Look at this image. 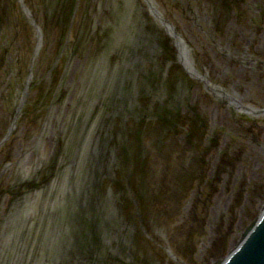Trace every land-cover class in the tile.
<instances>
[{"label":"rangeland","instance_id":"rangeland-1","mask_svg":"<svg viewBox=\"0 0 264 264\" xmlns=\"http://www.w3.org/2000/svg\"><path fill=\"white\" fill-rule=\"evenodd\" d=\"M39 1L41 2L40 4H44V6H47L45 10L38 5L40 9H42L39 11L40 12L39 17H43V16L46 17V15L49 16V14L46 12L48 8L51 13H54V15H58V11L60 10L57 9L56 7L59 5L58 4L59 0H56L57 6L55 5V0H50L49 2H47V0H39ZM261 1H263L264 3V0H170L171 8L173 10L177 9L178 11L181 12L182 17H185L183 23L185 24L184 28H186L185 29L186 32L184 34L187 36L186 38H188L187 43L190 44L189 48L191 50L193 48L192 50L193 57L199 59L201 54V58H202L201 61L196 63L197 66L199 64V66L201 67L200 69L198 66V70L199 72H201L202 76L204 77L205 83L203 81L201 82L197 80L196 78H193L192 75H190L191 78H188L189 81L185 80L186 83L180 82L179 81L180 71H175V68H171L170 72L175 77V80L172 81L171 79H169V76L166 77V74H163L162 80L159 79L161 84L159 85L161 87L160 86L157 87L156 92L155 91L153 92L149 89H148L149 92H146L145 91L147 90L146 86L143 87L139 86L140 94L135 93L134 92L135 90L133 89L127 91V97L130 103L129 107L132 106L133 111L129 110V108L128 109L126 108L125 110H123L122 107L121 108L123 111L122 113L125 115L128 113H132L130 115H126L130 120H127L125 125L130 126V124L132 123L134 124V127L136 129L135 135H137L136 137L134 135L133 138L126 137L125 139L122 140L116 139L114 135H117L116 133L117 127H115L114 129L113 126V129L110 128L113 131L112 133H110L113 138L108 133H105L107 135V138L108 137L109 138L103 140L99 136L98 138H100V140L97 143L96 140H93L97 138V135H92L91 134L92 131L90 130H92L95 127V125L99 123L92 124V126L88 127L89 130L86 131L87 134L82 139L83 140L82 142L85 143V146L80 150L81 151L80 160L86 167L88 166L87 168L89 169V167L92 165L89 163L88 152H90V150L92 151L93 150L92 148H95L98 145H100L102 147L101 155L98 156L96 154L98 151L92 152L95 154L93 155L96 156V160L95 161L93 160L94 164H96V167L93 166L90 167L89 171L83 169L85 174L84 172H82V174L84 175L80 177L79 175L80 173L78 174L76 171H72L71 170L72 168L70 169L64 166L63 164L58 165V167H60V169L63 170V177L61 176L59 180L62 183L59 182L60 186L59 187L57 186V191L55 195L57 197V200H59L57 206H60L61 204L63 205L64 208L65 205L69 206V208L73 210L71 212V214H73L74 212L73 204L75 203L76 200L75 199L76 193L75 192L69 193V190L72 187H77V186L78 187L80 186L81 189H84L83 187L84 185L82 183L83 181L82 178H84L85 190H80L78 194L80 193L81 197L86 198L83 201L84 203L87 204V207L89 202L91 201L90 198L93 197L94 195L98 196L99 201L94 204L95 212L97 214L94 215L93 211L92 210L90 211V209H88L87 211H85L86 218H82L81 223L75 222L76 223L75 226L71 227L69 218L67 219L65 218V216H61L60 212H57L55 214L54 213L50 214L51 212L48 211V207L42 205L40 197L44 196V199H46L44 200L45 201L44 203L46 204V201L49 198L47 196L50 195V197H52V200H49L50 201L49 205L52 204L54 205L53 207H51L52 209L51 211L54 212L55 209L54 207L56 206L54 204L55 196L54 197L51 196V193L46 194L45 192L42 196H40V194L37 193V189L26 192V194H24L23 197L24 198L23 203H19V200L17 201V199L19 198H15V196H8L9 198L8 200L5 201L6 203L5 204L2 203L0 205V264H35L37 254L33 253L34 246L32 244L34 242L31 243L32 240L29 241L24 239L22 224L25 222L27 217H29L32 220H35L36 217L38 215L40 216V214L42 213L45 214L49 213V215H51L50 216L51 221L50 222L48 221V223L52 226V230H54V233L56 230L55 227L56 228L58 227L59 231L62 230L65 232V230H68L69 234L68 236L66 235L67 238L65 240L138 241L137 247L138 248L142 247L140 253L136 256L134 254V250L130 252V249L133 247L131 248L129 247V250L127 248H124L122 252L123 257L121 258V261L124 263L121 264H125V262L126 264L127 262L130 264H149L146 263V261L147 259H152V257H153L152 264H155L154 260H156V258H154V256L152 255L154 249L153 246L154 242L151 241L149 242V240H195L193 241L194 243L191 245V247L194 249L192 252L194 253L193 255L197 256L198 259L196 260L192 257V261H193L192 263L203 264V262L208 257L207 253L209 249L206 250L205 247V246L208 247L207 240L229 241L235 239L234 237L237 235L236 231L238 229L245 228V224H246L245 222L249 216L248 214H250V216L257 215L256 209L249 204L250 207L248 208L247 205L246 208L250 210V213H248V209H247L245 211V215L243 213L244 219L242 218L239 219L240 215L238 214L240 212L235 211V209L232 208L235 197H238L236 194H239L238 192L239 187L242 184H248L247 186L248 190L245 192L246 193L245 195L253 198L254 193H252L253 192L252 189L257 182L247 180L250 176L249 173L251 168L249 167L250 168L249 169L248 168L249 165H247V163L242 160L240 163V165L243 167L241 170L242 173L237 172L239 170L236 166H233L232 168L229 167L225 168L224 170H226L227 172H220V171L218 172L219 175L217 177L219 184L217 185L216 184L217 179L216 177H214L217 173L213 174L212 176L209 174L210 171L213 170L212 166H214V164L209 165L207 158L213 154L216 155L219 152L218 150L220 149H223L225 154L226 149L230 148L231 146L232 148L235 147V144L236 146L239 144L244 145L243 139L241 138V134L244 133V129L241 127L242 125L238 123L239 120L238 118H241L240 114L238 113L239 111L236 110L235 108L234 109L231 108V106L226 101L218 102L217 98L218 97L221 98L223 94L225 95L228 91L231 90L232 87H234V84H236V82H239V80L242 79L241 77H238L235 74L236 72H233V70H236L235 69L236 66L241 65L242 68L244 69V72H247L248 71L247 65L250 66L251 64L253 67L258 68L259 70L264 72V61L260 60L261 58H259L260 55L259 45L262 42V37H263L262 35H264V16L260 15V11H262V9H259V3ZM64 2H66V0H64ZM60 3H62L61 0ZM75 4L81 5L82 8H83V4H85L86 7L89 8L88 12L86 11L88 15L91 12L94 14V12L98 11L99 13L106 6L107 7L111 6L112 8L115 7V11L118 12L117 15L119 17L125 16V14L127 13V9H130L137 5L136 0H78L75 1ZM20 7L21 5L16 3L14 5V8L11 10L14 15L13 19L15 23L17 25H21V23H23L24 25H29V27H31V25H33L32 23L28 21H23L24 11L23 9L20 10ZM75 7L76 9L79 8V6H75ZM138 9L140 16L144 15L145 16V17L143 16V18H145L144 20H146L149 24H151L152 23L150 18L151 14L149 10L146 9V5L144 3H141L138 6ZM3 16H5L4 13L2 14L0 12V20H4V18L6 19V17ZM113 16H115V18H118V16L114 14ZM11 20L6 19V21H9L7 22L9 24L11 23ZM39 20L41 21L42 19L40 18ZM216 20L219 21L221 24L216 23ZM58 21H59L57 22L58 25L52 23L54 28L52 30L55 31V28L59 26L61 30L65 31V32L62 31L64 32L62 33L63 37L65 36L67 37L69 34L71 37V34H73L74 40L68 41L67 38V41H65L66 42L65 45H67L68 43L72 45L70 49L72 53L70 60L71 62L79 63V66L77 67L78 64L74 66V64L71 63L70 60H67V62H70V65L72 64V67L76 68L75 69L76 72L79 67L82 70L80 71L81 72L80 75L79 73H75L74 75V78L77 80V82L79 83L83 82V86H81V89L79 90L80 94H76L78 93L77 90L70 91L66 87L68 91V93L66 94L68 96L73 98H78L76 104L77 109L74 111L77 112L78 110L79 114H81V117H83L84 120H86L87 116L91 114L90 113L91 111L92 112L95 111L94 116H97V113L99 112L103 113L105 111L104 115L108 113L109 118H114L115 121L114 112L109 111L111 109L109 108V106L107 107V111H106L104 107L102 109V106L100 104L94 106L97 103H94L92 105L91 102H89V100L86 101L83 96L82 97L80 96L87 89L85 88L86 79L84 78L83 75L85 71L87 74L85 76H87L89 80H91V82L92 81L95 82V80L99 81L103 79V77L109 76V71L112 70L111 69L112 64L110 63V61H108L107 63V60H110L109 58H104L106 55L107 56L109 55L107 54L108 52H106L105 54V51L100 46L101 45L100 42H98L93 35L86 34V32L84 31L85 29L83 30L82 34L77 36V34L74 32L75 30L74 23L76 24L75 20L71 19L72 24L71 22H69L67 25V29L60 22V21L64 22L63 20L59 19ZM103 21H105V19H103ZM207 21L209 22L213 21V24L207 25ZM248 23H254L256 25L255 27L257 28V30L255 31L251 29L248 30L247 28V26H249ZM200 24H201V28L206 29L208 32H210L211 30L212 33L210 34L209 37H207V41L203 39L205 48H203L201 44L202 39H199V41L197 40V42L196 39H192V36L193 38L196 37L197 35L196 33L197 30H199ZM135 27L138 28V26ZM42 31L44 32L42 33V35L44 34V36L47 34V32H49V30H43V29ZM89 32L91 31L89 30ZM106 32L107 29H105V34L107 35ZM208 32H206V34H209ZM21 34L24 36V32L19 33L18 38L21 42L17 45V49H18L17 52L11 53L10 50L9 55H7V58L5 60L4 58L2 60L1 56L2 55L5 56L6 52L5 50L1 51L0 48V79L6 80L8 84H12L13 86L15 83H17L20 87L19 89L20 94H21V89L23 90L21 83L25 82L27 78L19 77L17 74L16 75L13 74V72L14 73L16 72L13 71L14 68H13V64L11 65V62L12 61L20 62L21 57L27 58L25 54H27V52L29 54V49L31 52V50L33 49V45L31 44L34 43V42L29 43L30 44L29 49L27 50L21 49V46H23V42L20 39L22 36ZM0 38L5 42H9V38L5 37L4 35L0 36ZM115 40L116 39L113 40V44L114 43L117 44ZM192 41L193 43H191ZM5 42H3V44ZM10 44L11 43H6L7 46ZM143 44L145 45V47L149 46L148 43H143ZM193 46H201L203 51L197 50V47L196 50H194ZM82 47L86 48L89 51H83L81 49ZM9 48L12 49L13 47L10 46ZM15 49L16 48L14 47L13 50ZM205 51L208 56L207 59H206ZM211 54L214 59L211 58ZM49 56H51V54ZM94 57L97 58L98 64H96L94 61L90 62ZM56 58L57 55H55L53 60H55ZM208 58L209 61L213 63V66L211 67L209 65L207 66ZM250 58H253V60H250ZM57 59H59V57ZM137 59L138 62L135 63L137 65L132 64L135 69H137L139 65L143 64L140 61L141 58H138L137 56ZM101 60L105 61L106 63L105 62L102 63ZM38 61L39 59L35 60L36 65L37 63H39ZM149 62L150 63H148L147 65L150 64L152 65L153 62L152 61ZM58 63L60 65L59 67H61V63L59 62V60H57V64ZM99 65H101V67ZM161 65L162 63L158 62L155 63L154 67L158 69L160 68L159 66ZM4 66H6L5 70H4ZM103 66H106L105 69H103ZM173 66L177 67L178 65L175 64ZM39 67L40 69L38 70V73L37 71L33 72L30 79L28 78L29 80H34L33 79L34 77L36 81L38 79H41L42 76H44L49 72L48 67L44 68L42 64H40ZM184 67L186 68L185 65ZM141 68H142L141 70H148L150 66L143 65ZM131 70H133V68H131ZM61 72L63 74V71H60V73ZM57 76L60 78L59 74H57ZM55 80L57 82L56 77ZM246 80L247 79H245V81ZM247 82L248 81L244 82L245 84L243 83V81L240 82V84L243 85L242 88H244V89L241 88L242 90L245 91L246 89H248V98H243L241 99L240 102L248 103L249 105L254 107V102H253L254 99L252 97V94H255L254 97L256 98L260 97V104L257 103L255 105L258 107L259 106L262 107L264 114V82L262 83L263 84L262 86H260L261 84L258 86L255 85L257 87L256 88L254 87V89L252 88L253 89L252 93H251V89L246 86L249 83ZM2 91L3 88L0 87V93ZM13 92L15 94V91L13 90L9 91L11 95H13ZM31 93L34 96L32 94L31 96H29L31 97V100H29V102L27 103L28 105L27 109L31 110L36 115H40L42 117L41 119H39L38 116L35 119L30 118V122L33 123V125L35 124V126L33 127V132H30L32 135V141H28V139H26V136L24 138L21 135H15V137H13L14 142H16V149L14 150V152L11 154L10 157V159H13V161L12 160L10 161L12 162V165L14 164L12 166V169L16 166L13 169L14 172L12 171V169H6V170L3 169L6 164L4 165L2 163L1 160L2 157L0 159V174L7 177L6 179L8 178L13 179L12 181L14 182L13 186H16L14 189L15 190L18 189L19 192L21 190L23 191L24 189H27L28 186L26 185L31 180H27L28 176L23 170H21L16 165V163L21 162L24 159L26 162L28 157H32V160L34 159L36 165H38L37 164L38 160H43L40 156H38V152H42V150L44 149L46 150L47 146L50 147L51 145L50 143L53 142V137L58 138L60 134L59 131L60 132L62 131V129H60V127L63 126V124H61L63 122L62 120L66 121L68 119L67 118L68 114L65 112L68 108V104L67 102H63V103L60 102L61 99H63L61 98V94L57 95L52 90L47 92L44 101H40L33 92ZM157 93H159L160 96H158ZM20 94L18 95L19 97ZM154 96L157 97L158 99L162 96L161 98L163 99L162 100L163 104L169 103L170 105L169 111L167 112L168 115H165V117L169 118V116H172L175 119L174 128H176V131L178 130V132L175 131L177 133V140H176L177 145L178 144L183 145V143H181L182 142L181 139H183L184 136H186L187 141H189V138L192 139V143L194 145H197L198 143L200 146L203 145L204 147L209 142L212 143L213 140L215 139L219 140L218 146H216L215 148L212 147L208 149L210 153L208 154L209 156L207 158H204L206 164L204 168V172L199 176L192 175V177L188 178V176L183 174L184 170L179 167L177 162L175 163L170 162L168 158L163 156L162 152L164 151L168 153V156H171L173 154L172 152H174L175 149L165 148L164 147L165 143H161L162 141L159 142L160 139H156L153 136L151 139L149 138L151 140L150 147L149 146L147 147L146 143L142 141L145 137L148 138V135L146 132L147 129L143 131L145 127L141 125L143 124V121L140 119L144 120L143 116L148 115L149 113L148 109L150 106L147 108V105L145 107V104L146 102L148 103L149 100L150 101L153 100ZM215 101H216V105L214 104ZM217 103L219 104L218 106ZM151 104L155 105V103L154 102L152 103V101L150 102V105ZM174 104L176 107L179 106L177 107L179 111L175 110ZM153 109L155 111V106L154 108H152V110ZM47 111H50L49 112L50 126L47 130H44L42 125L40 126L39 123L42 122V120L44 119V113H46ZM196 111H201V112L203 111L204 113L207 114L208 119L203 120L201 118L200 122H198L199 124L196 123L192 124L190 117L191 114ZM97 118L99 117L97 116ZM260 118L261 119H259V121L257 120L259 123V127L262 126L264 129V115L261 114ZM244 119L245 118H243L242 120L244 121ZM252 119L255 120L256 119L255 116ZM252 119L251 121H253ZM246 121H248V117ZM68 122L72 123V119L67 120L66 123ZM77 123L80 125V122L77 121ZM103 124L104 123L102 121L100 123V126ZM115 124L117 123L115 122ZM120 127H119L120 130L124 129L123 127L121 128ZM154 127L155 126H151L150 129H154ZM29 129L31 128L29 127ZM52 130H59L58 134H56L55 136ZM160 132L162 133V131ZM40 134L44 136V137L42 136L43 138L42 147L39 148L36 147L35 149L31 150V153L33 152V155L27 154L26 157H24L27 150V148L24 147H26L27 145L35 146L38 143V137ZM173 134L174 133H167L165 137H171ZM137 138L140 139V143L143 142L145 143V145L143 146V144L141 143L140 146ZM222 139L223 141L224 140L226 141L224 144ZM78 140L79 139L77 137L76 141ZM125 148H127L128 150H130L131 153H133L135 159L137 157L138 163L135 161V164L138 165V167L140 168H143L146 162L147 161L149 162L150 159L153 158L154 166H155L154 168L155 175L153 174V176L156 178L153 182L156 184L155 186H150L148 190L152 192L154 188V192L156 191L158 192V194H161L160 195L161 197L158 196L157 198H154L152 201H149L148 197L146 196H144L143 199H141L142 201H140V195H139L138 198L139 202H137L135 205L137 207V213L135 212V209H133V206H128V207L123 206L121 201H123L124 198L120 184L115 181L116 179H113L112 181L113 184H112L110 180L107 179L105 173L106 171L113 172L111 166L116 165L117 167L118 166L117 164H119L123 174L128 176L126 183L130 184L132 188L131 193L128 191L129 196H131L130 198H133L134 196L138 197L139 191H142V193H144L143 189L138 186V184L140 185V182L137 183L136 179L134 178H132L133 181H131V174H130L131 169L129 168L131 166L129 162L127 161L123 162L122 159L123 156L122 157L119 156L120 153ZM1 151L2 150H0V153ZM125 154L127 155V153ZM97 158L101 159L102 161H104L106 158H110V161H108V163H106V165H104L103 167L105 168V170L102 168V171L101 169H99V171H96L98 165ZM138 158L140 160L144 159L143 162L142 160L139 162ZM119 159L122 160L121 163ZM163 159H165L164 162L161 161ZM261 161L264 162L263 160ZM179 163L181 164V162ZM174 166L176 167L175 168L177 170L176 172H174ZM177 172L179 173L176 174ZM251 175L253 174L251 173ZM254 176H260V175H257L256 173ZM77 178H79L80 180L79 184L78 181L76 182ZM165 181H170V182L164 185ZM171 181L173 183L175 182L173 184L174 185L173 187ZM222 181L224 184H221ZM34 184L35 183L32 182V184H30V187ZM90 184L94 186V188H92ZM104 186H106L105 190H104ZM175 186L177 187L176 189ZM256 188L258 191L259 186L257 185ZM164 189H169L171 190V192L179 191L182 193L181 196L182 197L185 196V198L182 199L181 197V200L179 201L180 205H175L172 200L168 201L169 197H167L166 191ZM148 194H150V192H148L147 195ZM230 195H231V199L229 200V203H227L226 200L227 198H230L229 197ZM193 197L194 199L197 200V202H194L195 207L190 202L193 199ZM71 200L73 201V203H71ZM2 205H4L3 208ZM194 210L197 215L199 216L204 215L203 223L206 224L205 227L206 229L208 228L207 229L208 232L209 229L211 230L212 232L211 235H209L208 232L207 234L203 233L204 232L203 227L200 229L197 228V226L203 223H201V217H199L200 218L199 220L197 219V217L196 219L191 218L192 216L190 215V213H192ZM56 214L58 215V218L55 219L54 217L56 216ZM79 217H84V215H80ZM132 218L135 219L136 224L133 225L131 229L128 227L126 231V227H124L125 226L124 220L127 222L128 219H132ZM212 219H216V220H212ZM212 221L214 225L211 224ZM38 222L41 223L39 220ZM134 228L136 229L133 230ZM30 230H31V226H29V228L27 229L26 236L30 234ZM191 230H194L197 235L192 236L190 234ZM57 233L55 234L57 235ZM37 236L38 234L35 233L36 239ZM57 236L59 237V234ZM57 236L56 237L53 236V239L49 238V240H63L62 236H64V234H62L59 237V239ZM141 240H145L144 245H142ZM202 240L206 241L205 244L200 243ZM23 243H28V245L26 244L24 245ZM178 244L180 243H177V245ZM36 250H38L36 251L37 253L39 252V250L42 251L43 260H46L48 264H52L51 262L53 258L52 254L46 255L45 248L44 250H41L40 247L37 248ZM186 250L189 252L190 247L187 246ZM157 256L163 259L161 260L162 264H165V262L168 264L167 259L165 257L159 255ZM58 262H60V259L58 260Z\"/></svg>","mask_w":264,"mask_h":264},{"label":"bare ground","instance_id":"bare-ground-1","mask_svg":"<svg viewBox=\"0 0 264 264\" xmlns=\"http://www.w3.org/2000/svg\"><path fill=\"white\" fill-rule=\"evenodd\" d=\"M50 0H47L49 2ZM75 1L78 0H60L58 2V6L56 4L55 0V5L57 6L56 8L59 9L58 15H54V13H51L49 8L46 11L48 15L39 17L40 16V10L47 8V6H44V4H40L41 2L39 0H0V12L6 17V19L11 20V23H7L9 21L0 20V36L4 35L5 37L9 38V42H5L0 38V48L1 51L5 50L6 54L5 56L2 55V60L7 58V55H9V51L11 50L12 52H17V45L21 42L19 40V33L24 32V36H21V40L23 42V46H21V49H29V43L34 42L33 44V49L30 52L29 49V54H25L27 58H22L21 61H12L11 65L13 64V68L16 73L13 72V74H17L19 77H25L27 80L25 82H22V87L23 90L21 89V94L19 92V85L17 83L14 84H8L6 80L0 79V87L3 88V91L0 93V159L2 157V163L5 165L3 169H12V162L13 159H10L11 154L14 152L16 149V142H14L15 135H21L23 138L26 136V139L28 141H32V135L30 132H33V123L30 122L31 119H35L37 116L39 119L42 117L40 115H36L33 113L31 110H28V105L27 103L29 100H31V92L35 94V96L38 97V100L44 101L45 100V95L49 91H54L57 95L61 94V101L60 102H67L68 108L65 111L68 116L67 120L72 119V123H66V121L62 120L63 126L60 127L62 131L60 132L59 130H52L54 135L58 134L59 131V139L53 137V142L50 143V147L47 146L46 150H42V152H38V156H40L43 160H38V165H36L34 159L32 160V157H28L27 161L25 162V159L21 162H17L16 165L23 170L26 175L28 176L27 180L29 183H27L26 186H28L27 189H24L23 191L21 190H15L14 188L16 186H13V179L5 177L4 175L0 174V205L3 203L5 204L6 200H8V196H15L17 201L19 200V203H23L24 200V194L26 192L32 191L37 189V193L42 196L45 192L46 194L51 193V196H55L54 198V204L56 205L54 208V212H52L51 207L54 205H49L50 201L52 200V197H49L46 201V204L44 203L46 199H44V196L40 197L41 203L43 206L48 207V211L51 212L50 214H55L57 212L61 213V216H65V218L70 219L71 227L75 226V222L81 223L82 218H86L85 216V211L90 209V211H93V214H97L95 212L94 204L99 201V198L97 195H94L91 197L90 195V202L88 204L84 203L83 200L86 198L81 197L80 190H85V180L82 178V183L84 189H81L80 186L78 187H72L69 190V193H76V200L75 203L73 204V209L74 212L71 214L73 211L69 206L65 205V208L61 204L60 206H57V203L59 200H57L56 197V191H57V186L59 187L60 183H62L60 180L61 176L63 177V170L58 167V165L63 164L64 166L68 168H72V171H76L80 177H82L85 172L83 169L86 171H89L90 167H96V164H94V161L96 160L95 154L92 153L94 151H98L96 154L99 156L102 154V147L98 145L95 148H92L93 150L88 152L89 156V163L92 165L89 167V169L81 162L80 157H81V148L85 146V143L82 142L83 138L87 134L86 131L89 130L88 127L92 126V124H96L95 127L90 130L92 131V135H97L96 142L100 140L98 138L99 136L105 140L108 139L107 135L105 133H108L111 137L113 131L111 129H114L117 127L116 133L117 135H114L116 139H125L126 137L133 138L135 135V127L134 124H130V126H126L127 120H130L126 115H130L132 113L128 114H123V110L126 108L129 110H132V106L129 107V99L127 97V91L130 90H135V93L140 94V87L146 86L147 90L146 92L151 91H157V87H159L160 80H162V75L166 74V77L169 76V79L172 81L175 80V77L172 75L170 72L171 68H175V71H180L179 73V81L186 83V81H189L188 78H191L190 75L193 76V78H196L199 81H204V77L202 76L201 72L198 70V66L196 62L201 61V54L199 59L196 57H193L192 50L189 48V43H187V36L184 34L186 31L184 28L185 24L183 23V20L185 17H182L181 12L176 10H173L170 6V0H136L137 5L127 9V13L125 16L119 17L117 14L118 12L115 11V7L112 8L111 6L105 7L104 9L101 10V12L98 13L94 12V14L89 11V15L86 13L88 12V9L85 4H83V8L79 4H75ZM144 3L146 5V9L149 10L150 12V18L152 23L149 24L143 16H140L139 14V9L138 6L141 3ZM21 5L20 10L23 9V21H28L32 23L31 27L29 25H24L21 23V25H17L13 19V12L11 11L14 8L15 4ZM140 3V4H139ZM36 4V6H35ZM72 4V5H71ZM42 9H40V7ZM217 5V4H216ZM75 6H79V8L76 9ZM38 7V8H37ZM17 8V7H16ZM259 9H262L260 11V15L264 16V3L261 1L259 3ZM27 12H26V11ZM76 10V11H75ZM78 10V11H77ZM233 11V10H232ZM263 12V13H262ZM183 13V12H182ZM116 15L118 18H115ZM43 15V14H42ZM55 16V17H54ZM73 16V17H72ZM63 19H62V18ZM145 17V16H144ZM42 19L41 21L39 19ZM61 19L64 22L60 21L64 27L67 29V25L69 22L72 20H75L76 24L74 23V32L78 35L82 34L83 30L86 32V34L93 35L95 39H97L98 42H100V46L103 48V50L108 52V56L106 55L104 58H109L110 63L112 64L111 69L109 71V76L103 77L101 80H95V82H91L89 78L85 75L86 71L84 72L83 70V75L84 78L86 79V85L85 92H83L80 96L84 97L85 100H89L91 104L94 106H97L100 104L105 108L107 111V107L111 108L109 111L114 112V118H109V114L106 113L104 115V112L101 114L100 112L97 113V116H94L95 111H91L90 115L87 116V119L84 120L83 117H81V114H79L78 110L77 112L74 111L77 109V101L78 98H73L68 96L66 93H68L66 87L70 90H77L78 93L80 94V89L81 86H83V82L79 83L77 80L74 78L75 73H79L81 68L79 67L77 72L76 68L72 67V64L70 65V58L72 56V53L70 51L72 45L71 44H66L65 41L74 40L73 34H70L66 37L62 36V33H64V30H61L59 26L55 28V31H53V24H57L59 22L58 20ZM105 19V21H103ZM57 20V21H56ZM134 20V22H133ZM90 22V23H89ZM29 23V24H30ZM53 23V24H52ZM216 23L221 24L219 21L216 20ZM20 24V23H19ZM72 24V22H71ZM213 24L212 22L207 21V25ZM70 25V24H69ZM249 26H247L248 30L251 29L253 31L257 30L255 27L256 25L254 23H248ZM40 26V27H39ZM135 26H138L136 28ZM255 27V28H254ZM43 30H49L47 34L44 36L42 33H44ZM105 29H107V35L105 34ZM216 29V28H215ZM89 30L91 32H89ZM197 30V29H196ZM217 30V29H216ZM64 31V32H62ZM17 32V33H16ZM73 32V33H74ZM208 32L206 29L201 28V24L199 26V30H197V35L195 38L199 41L201 40V44L203 48L204 42L203 39L207 41V37L210 36L209 34H206ZM74 33V34H75ZM73 36V37H72ZM76 36V37H77ZM262 42L259 45V50H260V55L259 58L260 60L264 61V35H262ZM113 38V39H112ZM78 39V38H77ZM116 39L115 41L117 44H113V40ZM3 42H5L3 44ZM6 43H11L10 45H6ZM26 45H25V44ZM95 43V42H94ZM143 43H148L149 46L145 47ZM193 43V41L191 42ZM200 44V45H201ZM197 45V44H196ZM12 46L13 48L15 47L16 49L13 50V48H9ZM23 47V48H22ZM192 47V46H191ZM194 50H201L203 51L201 46H193ZM83 51H89L86 48H81ZM47 53V54H46ZM49 53V54H48ZM51 54V56H49ZM206 54V59H207V53ZM55 55H57V58L59 59H54ZM209 55V54H208ZM100 56V55H99ZM138 58H141L140 61L143 63L142 65L139 66H150L148 70H141V67H137L135 69L133 65L138 62ZM210 57V56H209ZM74 58V57H73ZM96 57H94L90 62L94 61L96 64H98V60ZM211 58L212 57L211 54ZM39 59V63L37 65L35 64V60ZM19 60V59H18ZM57 60L61 63V67H59V63L57 64ZM67 60H70V62H67ZM250 60H253V58H250ZM249 60V61H250ZM149 61H152V65H147L150 63ZM209 61V58H208ZM207 61V66L209 65L210 67L213 66V63L211 61ZM225 61V60H224ZM262 61V62H263ZM89 62V63H90ZM104 63L105 61H102ZM162 63L160 68L156 69L155 63ZM76 64L77 67L79 66V63L77 62H71ZM100 63V61H99ZM106 63V62H105ZM165 63V64H163ZM40 64L43 65V67H48V73L45 74L44 76L41 77V79H38L35 81V78L33 77L34 80H29L32 73L40 69ZM133 64V65H132ZM177 64L178 66L175 67L173 65ZM56 65V66H55ZM137 65V64H135ZM186 66V68L184 67ZM63 66V67H62ZM101 67V65H99ZM4 66V70H5ZM106 66H103V69H105ZM152 67V68H151ZM133 68V70H131ZM179 68V69H178ZM201 69V67L199 66ZM234 68V67H233ZM236 70H233V72H236L235 74L238 77H241L242 79L239 80V82H236L234 84V87L231 88L230 91H228L225 95L223 94L220 97L217 98L218 102H227L231 108H235L238 110L241 118H245L244 121L241 118H238V123H240L242 128L244 129V133L241 134V138L243 139L244 145H237L235 144V147L232 148V146L228 149H226L225 154L224 150L220 149L218 150L219 152L216 155H211L209 156L208 154L210 153L208 149L212 147L218 146V139L213 140L212 143L206 144L204 147L203 145H194L192 143V139L189 138V141L186 140V136H184L183 139H181L180 144H176L177 140V133L178 130L176 131L175 127V119L172 116L165 117V115H168L169 111V103L163 104L162 102V96L158 99L157 97L154 96L152 103L154 102L155 105H150V100H149V105L146 102L145 107L147 105V108L149 107V113L147 116H143V119H140L143 121L142 126L145 127L144 130L147 129V135L148 138H144L142 141L146 143V146L150 147V139L155 137L156 139H160L159 142L165 143V148H170V149H175L173 154L171 156H168L167 152H162V155L165 156L166 158L169 159L170 162H177L179 167L184 170L183 174L188 176V178L192 177V175H200L204 172L205 168V159L208 156V163L209 165L214 164L212 166V169L210 171V175L212 176L213 174L217 173L214 177H216L217 181L216 184L218 185V172H227L224 170L225 168H232L233 166H236L239 171L241 172L242 166L240 165L241 161H245L247 163L248 168L250 169L249 173V178L247 179L248 181H253L257 182L253 186V198L250 196L245 195L246 191L248 190V184H242L239 187V194H236L238 197H235L234 204L232 206L235 211L240 212L238 215L239 219L243 217V213L245 215V211L251 206H253L256 209L257 215L256 216H250L248 214V219L246 220L245 228L243 229H238L236 231L237 235L234 237V240H253L257 234L261 231V229L264 226V129L263 127H259V119L260 115L263 114V108L258 107L255 104H260V97L256 98L254 97L255 94H252V97L254 99V107L249 105L248 103L245 102H240L241 99L243 98H248V89L245 91L242 90L244 88L243 85L240 84L241 81L247 83V87L251 89V93L258 85L262 86L264 82V72L259 70L258 68L253 67L251 64L250 66L247 65V72H244V69L242 68L241 65L235 67ZM258 69V70H255ZM63 71L60 73V71ZM7 71V70H6ZM5 71V72H6ZM144 71V72H143ZM46 72V69H45ZM143 72V73H142ZM169 75H168V74ZM57 74L60 75V78L57 76ZM157 76V77H156ZM160 76V77H158ZM55 77L57 78V82L55 80ZM112 77V78H111ZM246 77V78H245ZM16 78V77H15ZM29 78V79H28ZM206 79V78H205ZM245 79H247L245 81ZM142 80V83H141ZM166 80V79H163ZM186 80V81H185ZM4 82V83H2ZM124 84V85H123ZM160 84V85H159ZM245 84V83H244ZM257 85V86H255ZM251 86V87H250ZM161 87V86H160ZM176 87V85H175ZM63 88V89H62ZM242 88V89H241ZM246 88V87H245ZM253 88V89H252ZM139 89V90H138ZM149 89V90H148ZM10 90L15 91V94L13 92V95L9 93ZM31 91V92H30ZM133 92V93H134ZM17 93V94H16ZM254 93V92H253ZM20 94V97L18 96ZM229 94V95H228ZM33 95V94H32ZM158 96H160L159 93H157ZM28 96V97H27ZM34 96V95H33ZM87 97V99H86ZM28 101H27V99ZM141 98V97H139ZM138 98V99H139ZM262 99V96H261ZM181 103V102H180ZM176 104V103H175ZM175 110L179 111L177 107L175 106ZM178 104V102H177ZM216 105V101L214 103ZM224 104V103H223ZM219 104L217 103V106ZM155 106V111L154 108ZM122 107V108H121ZM48 108V107H47ZM108 108V109H109ZM244 111H243V110ZM73 110V111H71ZM133 111V110H132ZM49 112L47 111L44 113V119L42 122L39 123V125L43 127L44 130H47L49 128ZM246 112V113H245ZM134 115V114H133ZM137 116V115H136ZM255 116V120L252 119ZM185 117V116H184ZM248 117V121H246ZM201 118L204 120L208 119V116L206 113L203 111H196L191 114V121L192 124H199ZM251 119L253 121H251ZM103 121V125L100 126V123ZM199 120V121H198ZM258 120V121H257ZM80 122V125L77 123ZM94 121V122H92ZM101 121V122H98ZM125 121V123H124ZM56 122V121H55ZM115 122L117 124H115ZM148 122V123H146ZM130 123V122H129ZM123 127L124 129L120 130L119 127ZM123 125V126H122ZM151 126H155L154 129H150ZM29 127L31 129H29ZM120 127V128H121ZM111 128V129H110ZM190 128V127H189ZM184 129V128H183ZM182 129V131H183ZM189 130V129H188ZM162 131V133L160 132ZM176 131V132H175ZM187 131V130H185ZM167 133H174L171 137H165ZM42 134L39 135L38 137V143L35 146H26L24 148H27L25 156L28 155H33V152L31 153V150L35 149L36 147H42L43 143V138ZM137 135H135L136 137ZM44 137V136H43ZM78 137V141H76V138ZM162 137V138H161ZM61 138V139H60ZM113 138V137H112ZM150 138V139H149ZM176 138V139H174ZM139 145L141 146V143L143 146L145 143L141 142L140 139L137 138ZM187 141V142H186ZM223 141V139H222ZM226 141H223V144ZM132 144V143H131ZM177 145V146H176ZM34 147V148H33ZM225 147V146H224ZM22 148V147H21ZM172 151V150H171ZM213 152V151H212ZM127 153V155L125 154ZM167 153V154H165ZM7 154V156H6ZM94 154V155H93ZM119 156H123V162H129L131 169V181H133L132 178L136 179L137 183L140 182V185L138 184L139 187L143 189L142 191H139L138 197L134 196L133 198H130L128 191L131 193V185L127 184V175H124L123 172L121 171V168L119 164L116 167V165L111 166L113 172H108L106 171V177L107 179L110 180V182L113 184V179H116L115 181L120 184L121 190L123 192V198L124 200L121 201L123 206H133V209H135V212L137 213V207L135 206L137 202H139V195H140V201L143 199L144 196L148 197L149 201H152L154 198H157L161 194H158V192H154V188L152 192L149 189L150 186H155L156 183L153 181L156 179L153 174L155 175V166H154V161L153 158L150 159V161L146 162L145 166L143 168L138 167V165L135 164V161L137 162V157L136 159L134 158L133 153L130 152L127 148H125ZM40 158V159H41ZM165 158V159H166ZM139 159V158H138ZM165 159L161 161H165ZM94 160V161H93ZM97 168L96 171H99L110 161V158H106L104 161L101 159L97 158ZM120 160V159H119ZM142 162L144 159H141ZM140 159L138 160L139 162L141 161ZM19 161V159H18ZM212 161V162H210ZM122 160H120V163ZM181 162V164L179 163ZM138 163V162H137ZM94 164V165H93ZM8 165V166H7ZM88 165V163H87ZM16 167V166H15ZM14 167V168H15ZM13 168V169H14ZM76 168V169H75ZM176 167L174 166V172L177 170L175 169ZM12 171L14 172V170ZM75 169V170H74ZM105 170V168H103ZM124 170V169H123ZM28 171V172H26ZM84 172V174H82ZM98 173V172H95ZM177 172L176 174H178ZM242 173V172H241ZM251 173L253 175H251ZM257 173V175L260 176H254ZM227 174V173H226ZM209 175V176H210ZM224 176V175H223ZM4 177V178H3ZM235 179V177H234ZM78 181V184L80 182L79 178L76 179V182ZM34 182L35 184L30 187V184ZM60 182V183H59ZM170 181H165L164 185ZM172 182V181H171ZM109 183V184H111ZM122 183V184H121ZM175 183V182H174ZM172 182V187L174 184ZM89 184V183H88ZM215 184V182H214ZM221 184H224L223 181ZM259 186V189L257 191L256 186ZM90 186H92L90 184ZM126 186V187H125ZM252 186V184H251ZM94 188V186H92ZM106 186H104L105 190ZM111 188V187H110ZM177 187L175 186V189ZM166 191L168 201L172 200L175 205H180L179 201L181 200V195L182 193L179 191L176 192H171L169 189H164ZM150 192V194L147 195V193ZM179 192V193H177ZM37 194V195H38ZM45 194V195H46ZM137 194V193H136ZM244 194V195H243ZM232 195V194H231ZM231 195L229 196L230 198H227V203H229V200L231 199ZM244 197H243V196ZM243 198H242V197ZM161 197V196H160ZM185 196L182 197L184 199ZM131 199V200H130ZM193 206L195 207L194 202H197L196 199H193L190 201ZM71 203L73 201L71 200ZM45 204V205H44ZM173 205V204H172ZM185 205V204H184ZM197 205V204H196ZM221 205V204H220ZM248 205V208L246 206ZM42 206V207H43ZM4 205H2V208ZM189 207V205H188ZM197 208V207H196ZM195 208V209H196ZM6 213V212H5ZM248 213H250V210L248 209ZM92 214V215H93ZM77 215V216H76ZM80 215H84V217H79ZM122 215V213H121ZM192 216L191 218L199 220L201 217V223L204 221V215L199 216L195 213V210L190 213ZM50 216L49 213H42L40 216L38 215L35 220L30 219L27 217L25 222L22 224L23 228V233H24V239L25 240H49V238L53 239V236L56 237L59 234V237L64 234L63 240H65L68 236L69 232L68 230L64 231H59V228L55 227V233L54 230H52V226L48 223L50 222ZM54 216V215H53ZM57 216V217H56ZM54 217L55 219L58 218V215L56 214ZM97 216V215H96ZM203 217V218H202ZM190 218V219H191ZM38 220L41 222L39 223ZM84 220V219H83ZM216 220V219H212ZM69 221V220H67ZM68 223V222H66ZM126 231L128 227L131 229L133 225L136 224L135 219H128L127 222L124 220ZM214 225L213 221L211 223ZM208 225V224H207ZM211 225V226H212ZM31 226L30 234L26 236V231ZM206 224H201L197 226L198 229L203 227L204 232H208V228L206 229ZM54 227V225H53ZM210 228V226H209ZM134 228L133 230H135ZM196 229V228H195ZM132 231V230H131ZM71 232V231H70ZM35 233L38 234L37 239L35 237ZM209 235L212 234L211 230L209 229ZM190 234L192 236H196L197 234L195 233L194 230H191ZM75 236V235H74ZM39 237V238H38ZM41 237V238H40ZM58 237V236H57ZM58 237V239H59ZM75 238V237H74ZM210 239V237H209Z\"/></svg>","mask_w":264,"mask_h":264},{"label":"water","instance_id":"water-1","mask_svg":"<svg viewBox=\"0 0 264 264\" xmlns=\"http://www.w3.org/2000/svg\"><path fill=\"white\" fill-rule=\"evenodd\" d=\"M253 240H264V226L261 231L257 234V236ZM261 254L250 264H264V257H260ZM261 260V261H258Z\"/></svg>","mask_w":264,"mask_h":264}]
</instances>
